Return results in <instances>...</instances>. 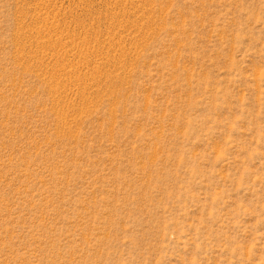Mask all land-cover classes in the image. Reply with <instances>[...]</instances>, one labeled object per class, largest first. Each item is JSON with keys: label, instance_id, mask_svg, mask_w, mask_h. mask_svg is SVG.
Returning <instances> with one entry per match:
<instances>
[{"label": "rangeland", "instance_id": "374dc122", "mask_svg": "<svg viewBox=\"0 0 264 264\" xmlns=\"http://www.w3.org/2000/svg\"><path fill=\"white\" fill-rule=\"evenodd\" d=\"M0 264H264V0H0Z\"/></svg>", "mask_w": 264, "mask_h": 264}]
</instances>
